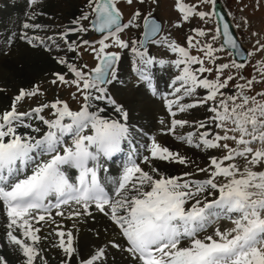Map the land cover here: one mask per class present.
Wrapping results in <instances>:
<instances>
[{
	"label": "snow or ice",
	"instance_id": "snow-or-ice-1",
	"mask_svg": "<svg viewBox=\"0 0 264 264\" xmlns=\"http://www.w3.org/2000/svg\"><path fill=\"white\" fill-rule=\"evenodd\" d=\"M124 3L129 7L142 6L134 8L127 23L123 22L120 0H88L90 11L60 34L68 51L86 46L97 61L94 68H88L64 58L56 59L67 71L53 73L51 83L75 88L71 95L79 101L77 109L57 97L19 111L21 102L42 94L39 86L33 85L31 89H19L9 109L0 111V202L7 209L10 229L6 238L22 249L27 264H34L38 255L35 245L40 240V228L34 225L50 222L55 225L52 235L58 238V248L64 254L62 264H71L72 257L78 255V238L72 229L65 230L62 223H57L55 216L64 217V206L74 203L83 211H71L67 218L91 216L90 209L94 206L111 220L126 242L121 247L109 241V246L126 252L134 264H264V90L249 95L258 81L241 75L243 82L235 85L236 90L224 91L235 79L231 74L225 77L224 72L246 67L243 62L246 50L239 45L229 23L208 31L192 29L195 36L186 37V46L168 42L167 37L160 38L162 25L154 15L159 0H124ZM201 3L211 5L212 10L203 11L198 4L179 0L176 8L182 16L177 26L182 27L183 22L194 17L204 20L216 15V0ZM85 20L88 26L82 23ZM23 27L41 28L28 23ZM90 28L102 34L98 41L79 36L77 41L67 39L71 34H86ZM133 28L140 30L139 36L134 40L123 39L121 34ZM209 33L211 42L197 39L207 38ZM21 39L49 54L53 47H60L50 46L43 38L29 37L27 33ZM217 40H222L218 46ZM165 43L179 56L173 61L180 72L172 82L174 99L168 101L171 116L200 106H207L211 114L206 121L194 124L199 131L176 138L197 149L219 150L223 154L209 157L207 167L197 168L206 173L205 179H191V172L168 176L153 162L185 166L191 162L153 139L148 155L141 158L150 170L130 160L114 181L110 194L101 182L100 161L119 153L131 131L122 122L127 120V112L108 92V86L117 81L116 64L120 59L118 52L109 49L130 48L138 57L139 78L150 82L148 69L154 58L148 53V45ZM193 49H198L201 55L191 54ZM257 50L264 51V45ZM221 53H229L236 59L219 63ZM213 71L215 78L211 77ZM257 71L264 77V63ZM259 82L264 83V79ZM199 89L204 90L200 99L181 103L186 97L194 98ZM101 103L105 106L101 107ZM109 105L120 119L107 115ZM45 110L50 118L44 115ZM188 124L186 120L172 119L167 132L175 134L178 127ZM227 141L235 142L237 147ZM256 144L260 147H253ZM238 159L245 161L243 168L236 163ZM70 169L77 171L74 181L68 174ZM222 218L230 220L232 227L226 230L216 227L201 237V233ZM16 229L21 230L20 237L14 234ZM106 259V247L101 246L78 264H104ZM0 264H8L7 259L0 256Z\"/></svg>",
	"mask_w": 264,
	"mask_h": 264
},
{
	"label": "rangeland",
	"instance_id": "rangeland-1",
	"mask_svg": "<svg viewBox=\"0 0 264 264\" xmlns=\"http://www.w3.org/2000/svg\"><path fill=\"white\" fill-rule=\"evenodd\" d=\"M221 1H223L224 6L229 13V16L232 20V23L235 27V30L238 34L240 41L242 42L244 47L248 50V52L252 53V55L249 56V59L246 62H244L246 64V67H244L243 69L229 68L228 70L224 72L225 77H227L229 74L235 77L233 81L229 82L228 88L225 89L224 91L228 93L233 90H236L235 85L243 82L240 78V76L243 75L244 77L254 78L256 81H258L255 85V88L251 92H249V95H255L257 92L264 90V83L259 82L262 79H264V77H262L257 71L260 65L264 63V51L257 50L259 45H264V0H221ZM178 2L179 0H159V6L156 7L154 10V15L158 16L163 22V31L160 35L161 39H163L164 37H167L168 42L176 43L179 46H186L185 44L186 37L195 36V32H193L192 29L196 28V29H203L205 31H208L209 29H214L215 27L218 26L217 20L213 15L204 20H201L198 17H194L190 19V21L188 22H183L182 27H178L177 24L181 22V16H182V13H179L176 8V5ZM185 2L188 3L189 5L198 4L200 6V10H203V11L212 10L211 5L203 4L201 3V0H185ZM16 3H19L22 6L18 7ZM87 5H88V0H36L35 3H33L32 0H0V40L2 39L8 40L9 34L11 33V29L13 26H14L13 28H15L16 30H19L20 33H24V32L30 33L31 29H25L23 25L28 22H32V21L33 23H30V24H39L41 21H45V20L49 21L50 23L51 21H53V23L58 24V27L63 30L64 26L67 25L68 20L78 19L79 17H81L82 14H86L90 11ZM74 7L75 8L77 7L76 11L79 10L76 15L73 13L75 11V9H73ZM119 7L123 13V19L125 23H127L131 17V13L134 10V8H140L142 6L139 4H134L132 7H129L124 3V0H120ZM71 9L73 10L71 11ZM65 10H67L68 12L67 11L65 12ZM70 12L73 14H71ZM86 22L87 20L83 21L82 23L85 25L87 24ZM50 23H48L47 25H46V22L44 23L46 25L45 27V30H47L46 32L54 31L53 28L55 26L53 24L50 26ZM6 27L7 28L9 27V28L7 29ZM88 32L86 34H88ZM139 34H140V30L133 28L131 30H126L124 33L121 34V36L125 40H134L139 36ZM5 36L6 38H3ZM96 38H101V36H98L95 33L93 34L90 33L87 40H90V39L92 40ZM197 39L203 42H211V33H209V36L207 38L197 37ZM220 43H221V40H217L215 42V45L218 46ZM149 46L150 44L148 45V47ZM76 51H77L76 61L80 63V66L87 65L88 68H94L96 66L97 61L94 59V55L89 50H87L86 46L81 45ZM109 51L118 52L121 59L123 56L126 57L127 55H130L129 57L131 58V60L130 58H127L128 60H126L128 65L130 66L129 69H131L130 83L132 82L135 84L141 81L137 71L134 69L139 64L138 57L134 53L131 52L130 48L129 49L111 48L109 49ZM2 53L3 51L0 52V55H2ZM191 54L198 55V56L201 55L198 49L191 50ZM149 55L152 58L155 57L154 59H156V61H158L159 63V65H157V63L155 64L158 67V68L156 67V75H158L159 77V83H160L161 88L163 90L166 89L167 91H169V93H170V90L172 92L173 91L172 82L175 80L176 75L180 72V70L177 69L175 65L173 64V61L179 58L178 54L172 53L169 50L167 43H165L162 46L152 45L151 50H149ZM5 56H8V55H5ZM220 56H221V60L219 61V63H229L230 59H233V57L230 56L229 53H221ZM161 60L164 61L163 65L160 63ZM206 66H212V65L207 64ZM151 68L154 70V67L151 66ZM61 72L62 71H60V73ZM237 73H239L240 75H237ZM215 76H216V72L213 71L211 74V77L215 78ZM52 79H53V75H46V77H44L43 80H40L39 82L34 83V85L39 86L40 92L42 94L34 98H29L23 101L20 106L21 112L29 110L31 106L35 107L38 103L49 102L57 97L62 100L68 101V103L74 110L79 107V101L71 95V93L75 92V88H69V87H64V86L56 87L51 83ZM15 82H17V80ZM17 84L18 83L11 82L12 87L10 88L9 86V89H11L12 91L13 90L15 91L18 87ZM32 87H29L26 89H31ZM141 90L144 91V93L149 92L147 85L141 86ZM203 92L204 90L199 89L194 98L186 97L184 101L188 103V102H192L193 99H200L203 96ZM160 102H161L160 104H162L163 100H161ZM206 110L208 111L207 106H200V107H196V108H193V109H190L184 112L183 114L185 115V119L183 120H186L189 122L188 124L189 126L187 127L193 128L194 127L192 125L193 121L195 122L201 119V118H196V117H198L200 113ZM165 114H168V113H165ZM44 115L46 116V118H50V113L48 110H45ZM215 131H219V129H215ZM138 139L143 141V138H141L140 136L138 137ZM226 143L230 144L232 147H237V145L233 141H227ZM253 147L259 148L260 145L256 144V145H253ZM141 153L147 154L148 152L145 148V149H141ZM222 154L223 153H221L219 150H213L210 154V157L211 156H221ZM201 161H202L200 162L201 165L207 162L206 160H201ZM100 163L102 165L100 174H104V176L107 179H113L115 174L108 170L104 171L103 167L105 165L101 161ZM140 163L142 162L140 161ZM71 170L73 172L76 171V170L74 171L73 169ZM74 178L75 177H73L72 179ZM2 207L0 208V256L5 257L8 261V264H27V260L22 254V249H20L19 246L13 245L6 238V233L10 230L8 228L9 219L6 216L7 209L3 205V203H2ZM77 207L79 206L74 204L73 206L71 205L70 207L63 210L66 214L65 217H59V216L54 215L56 220H59L58 223H62L63 226L67 225V222H66V220L68 219L67 213L73 211ZM82 218H85L84 215L82 216ZM82 218H80L81 221H83ZM89 223H91V221H89ZM76 224H78V222ZM93 224L94 223H91V225ZM44 225L48 226V228L43 227V229H41V227ZM109 225L116 228L115 234H117L121 240L113 236L114 238L111 237L109 240H106L105 238V242L98 244L97 246H94L92 248L93 251H90V250L84 251L83 249H78V255H74L72 257V261H71L72 264H78V261L89 257L95 250H97L101 246H106V245H108V248L110 250L106 247L107 259L104 261V264L108 263L109 258H110L108 256H111V260L112 259L114 260L117 257V254L119 256L120 255L126 256L124 257V259L126 260L131 259L126 252L122 253V251L109 246V241H117L116 243L120 242L119 244L121 245V247H124L126 245L125 240L120 236V234L118 233L119 231H117L118 230L117 227L111 222V220L109 222ZM35 227L40 228V232L38 233V235L40 236V240L35 245V247L38 249V255L36 256L34 264H62L64 256L63 257H60V256H62L63 254L60 253L58 254V256L60 255L59 257H56V258L53 257V255L49 253V251H51L52 249L50 247H47V245L45 244L49 241V239L47 238H48V235H52L54 226L48 225V222H40ZM214 227L215 228L219 227L222 230H226L232 227V224L230 220L226 218H222L216 221L215 224H213L210 228H208L205 233L209 231L211 233ZM106 228L107 227H103V230H106L107 232ZM205 233H201V236L204 235ZM14 234H16L18 237L22 235L20 229H16ZM99 238H100L99 240L102 239L101 237ZM54 239H56L55 245H56V248L58 249L57 238H54ZM28 242L30 243V241ZM49 246H53V244L50 242ZM45 253H48V254H45ZM128 264H134V262L130 260Z\"/></svg>",
	"mask_w": 264,
	"mask_h": 264
},
{
	"label": "bare ground",
	"instance_id": "bare-ground-1",
	"mask_svg": "<svg viewBox=\"0 0 264 264\" xmlns=\"http://www.w3.org/2000/svg\"><path fill=\"white\" fill-rule=\"evenodd\" d=\"M16 5L18 7L22 6L19 3H16ZM73 9H75L73 13L76 15L79 10L76 11L77 7L76 8L74 7ZM73 9H71V11ZM66 11L67 10H65V12ZM74 20H68L67 25L64 26L63 30L58 27V24L53 23V21H51L50 23L49 21L45 20V21H41L42 23L40 22L38 24L41 26L40 29L33 28L31 29L30 33L26 32L29 37L35 35L37 37L43 38L45 42L50 46L60 45L59 48L53 47L51 54H49L43 48H31V46H29L27 43L24 42V40L21 39L22 35L25 32L20 33L19 30H16L15 28H13L14 26L12 27L13 30L11 29V33L9 34L8 40L6 39L0 40V52L3 51L2 55H0V111L9 109L10 105L13 103V98L18 93L19 89L21 88L26 89V88L32 87L34 83H37L40 80H43L44 77H46V75H53V73L60 72V71H62L61 73L66 72L67 71L66 68L63 65L58 64L56 62V59L64 58L68 60V62L75 63L76 66L78 67L80 66V63L76 61L77 51L75 52L68 51L64 47V38L61 37L60 35L61 33L66 32L68 29L74 27V24L72 23ZM45 22H46V25L50 23V26L52 24L55 26L53 28L54 30L53 32H46L47 30H45V27H46V25L44 24ZM30 23H33V21L28 22V24ZM86 23L87 24H85V26H88L89 22L87 21ZM90 33L93 34V30L91 28L89 29L88 34H85V33L71 34L67 37V39L70 41H77V37L79 36L82 39L87 40ZM3 38H6V36ZM151 47H152V44H150V46L148 47V53H149V50H151ZM4 54L8 56H5ZM129 56L130 55H127L126 57L123 56L124 59L123 57L122 59L120 57L119 61L116 64L117 81L114 82L112 85L108 86V92L110 96L113 99H115L118 105H122L124 110L127 112V120H122V122L126 123L129 126L131 135L129 137V140L122 146L129 144L131 142L130 145H134L135 148L137 147V149H141L139 148L140 145L145 144V145H148L149 147L151 145L152 140L155 139V141L157 143H160L162 146L169 147L171 150L178 151L179 153H181V155L186 156L188 160L191 162L187 166L179 165L176 163L161 162V161L153 162L154 166L158 167L161 173H163L164 175H168V176H179L184 172H191L193 173V176L191 177V179L201 180V179L207 178L206 173L197 171V168H198V165H199V168L207 167L210 154L213 150L197 149L194 146L187 145L176 138V136L186 135L187 133L192 132L194 130H197V131L199 130L194 129V127L193 128L187 127L189 126L187 125L183 128L178 127L176 129L175 134L167 132V129L170 127V121L172 119H182L183 120L185 119V115L183 113L178 112L175 117L171 116V113L168 110V101L174 99V94H173V91L171 92L170 90V93H169V91H167L166 89L163 90L160 86L159 77L158 75H156V67L157 65H159L158 61L154 60V64L152 65V67H154V70L151 68V66L148 69V74L151 77V81L150 82L148 81V85H149L148 88L151 85H153V88H155L154 92H152L155 95L153 96L152 93L151 94L149 92L144 93V91L141 90V86H144L146 84L140 81L135 84L132 82H131L132 84L130 83L131 69H129L130 66L126 62V60H128L127 58H130ZM155 63H157V65ZM138 67H140V64H138L134 69H137ZM16 80L17 82H15ZM11 82L18 83L17 84L18 87L15 91L14 90L12 91L11 89H9V86L10 88L12 87ZM161 100H163L162 104H160ZM21 103L18 105L19 111H21L20 110ZM181 103H185V102H181ZM104 106L105 105L101 103V107H104ZM175 107L176 106L174 105L173 110H175ZM30 108H32V106ZM165 113H168V114H165ZM209 113L210 112H208L207 110L200 113L198 117L196 118H201V119L195 122L193 121L192 125L194 126L195 123H198L200 121H206V118L211 115ZM107 115L114 119H120V115L112 110L111 105L107 107ZM20 131L23 132L27 130L20 129ZM139 136L143 138V141L138 139ZM66 140L69 141V139L67 138ZM121 153L123 156L124 154L123 149H122V152L120 151L116 155H119ZM142 157L143 155L138 156L137 161L141 159ZM201 160H206L207 162L201 165L200 163L202 162ZM236 163L241 168H243L245 165V161H243V159H238ZM103 164L106 165L108 163L105 162ZM141 167H144L146 171L150 170L149 166L143 163H141ZM123 168L124 167L121 165L112 166L110 171L115 174L113 178L114 181L115 179L117 180L120 178ZM256 170H260V169L257 168ZM69 174H70L69 176L73 178L77 175V172L76 171L73 172L72 170H70ZM107 186L111 194V190L115 187V184L113 183L112 186L110 185H107ZM71 205L64 206L63 210L70 207ZM1 207H2V202H0V208ZM74 210L83 211L82 209H80V207H77ZM55 211L56 210L54 209L53 216L55 215ZM90 211L92 213L91 216L84 215L85 218H82L83 215H81L78 218H73L71 220L67 219L66 220L67 225L64 226L65 230L67 229L73 230L74 236L78 238L79 249H83L84 251L85 250L93 251L92 248L94 246H97L98 244L105 242V238L106 240H109L113 236L121 240L119 236L115 234L116 228L109 225L110 220L108 217L98 212L94 206L90 209ZM80 218H82L83 221H81ZM56 221L57 223L59 222V220H56ZM89 221H91V223H94V224L91 225ZM77 222L78 224H76ZM36 225L37 224H35L34 226ZM48 225L54 226L55 228V225H52L50 222H48ZM43 227L48 228V226L44 225L41 227V229H43ZM103 227H107L106 228L107 232L106 230H103ZM209 233L210 231L205 233L204 235L209 234ZM99 237H101L102 239L99 240L100 239ZM54 238H57V237H55L54 235H48L47 239H49V241L45 244L47 245V247H50L52 249L51 251H49V253L53 255V257L56 258L60 256V255L58 256V254L62 253V250H60L59 248L58 249L56 248V245H55L56 239ZM50 242L53 244L54 247L49 246ZM58 243H59V240L57 238V245ZM105 247L108 248V245H106ZM45 254H48V253H45ZM63 256L64 254L60 257H63ZM121 256L122 255L119 256L117 254V257L114 260L113 259L111 260V256H108L110 258L107 264H128V262L132 260V259L126 260L124 259V257L126 256H122V258Z\"/></svg>",
	"mask_w": 264,
	"mask_h": 264
},
{
	"label": "water",
	"instance_id": "water-1",
	"mask_svg": "<svg viewBox=\"0 0 264 264\" xmlns=\"http://www.w3.org/2000/svg\"><path fill=\"white\" fill-rule=\"evenodd\" d=\"M214 10H215V12H216L215 18L217 19L218 26L222 28V26H223L224 23H229L230 28H231V31H232L233 34L238 38V35H237V33H236V30H235V27H234V25H233V23H232V20H231L229 14H228L227 9H226L225 6H224L223 1H221V0H216V4H215V9H214ZM156 18H157L158 22H159L161 25H163L162 22H161V20H159V18H158L157 16H156ZM97 34H99V33H97ZM238 41H239V45L242 47V49H243V50H246V49L244 48L242 42L239 40V38H238ZM247 53H248V51L246 50V52L243 54V55L246 57V59H244V61L247 60L248 57H249V56L247 55ZM234 58L236 59L235 56H234Z\"/></svg>",
	"mask_w": 264,
	"mask_h": 264
}]
</instances>
